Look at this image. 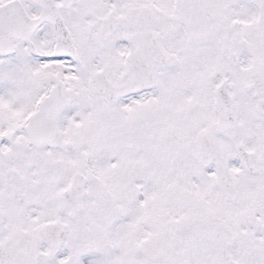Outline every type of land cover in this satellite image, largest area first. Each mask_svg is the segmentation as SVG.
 <instances>
[{
    "label": "snow or ice",
    "instance_id": "snow-or-ice-1",
    "mask_svg": "<svg viewBox=\"0 0 264 264\" xmlns=\"http://www.w3.org/2000/svg\"><path fill=\"white\" fill-rule=\"evenodd\" d=\"M0 264H264V0H0Z\"/></svg>",
    "mask_w": 264,
    "mask_h": 264
}]
</instances>
